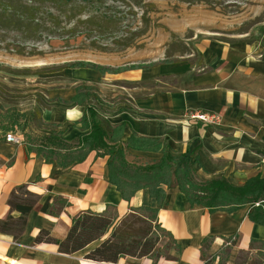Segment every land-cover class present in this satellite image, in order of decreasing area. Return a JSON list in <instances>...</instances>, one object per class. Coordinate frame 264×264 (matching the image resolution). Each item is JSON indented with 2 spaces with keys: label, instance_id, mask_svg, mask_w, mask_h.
<instances>
[{
  "label": "crops",
  "instance_id": "crops-1",
  "mask_svg": "<svg viewBox=\"0 0 264 264\" xmlns=\"http://www.w3.org/2000/svg\"><path fill=\"white\" fill-rule=\"evenodd\" d=\"M186 41H191L197 62L188 53L117 67L93 64L116 71L104 74L97 69L73 68L81 71L71 72L79 79L68 94L60 89L52 96L55 100L41 113L42 119L50 129L56 126L54 130L62 133L65 144H76L88 134L80 127L86 107L70 101L85 87L97 98L88 105L100 120L120 128L122 144L134 136L160 141L161 148L172 156L194 152L197 163L193 171L202 182L225 180L239 188L254 178L264 180L263 49L243 42L198 40V36ZM145 91L148 93L142 95ZM196 112L218 116L220 123L210 125L187 118ZM7 136L0 135V222L9 216L19 217L8 204L13 194L18 195L19 186H26L38 200L16 239L0 233V264H237L244 254L245 264H264L260 258L264 251L257 245L264 243V226L249 219L253 209L264 207V202L232 213L209 212L189 205L174 180L171 186L161 187L165 206L158 210L157 223L177 248L168 249L157 259L125 257L116 263H100L87 259L99 242L72 255L60 254L52 244H36L41 231L63 240L70 219L80 212L102 214L109 207L120 221L132 209H156L157 202L147 190L124 201L109 183L107 157L91 152L81 163L59 167L29 152L19 137V144L6 142ZM125 152L127 163L134 166L161 158L160 151ZM56 198L69 206L51 216L48 212Z\"/></svg>",
  "mask_w": 264,
  "mask_h": 264
},
{
  "label": "trees",
  "instance_id": "trees-1",
  "mask_svg": "<svg viewBox=\"0 0 264 264\" xmlns=\"http://www.w3.org/2000/svg\"><path fill=\"white\" fill-rule=\"evenodd\" d=\"M118 1L120 0H112L113 3ZM129 1L134 9L142 12L140 20L147 25L146 15L153 5L145 3L144 0ZM170 1L187 6L206 5L215 8L222 6L225 0ZM230 5L233 4L229 2L226 6ZM83 15H86L85 20L78 21L83 26L82 31L77 30L80 27L74 24L73 30L61 33L60 37L96 33L103 40L113 41V44L122 43L117 42L120 39L122 14L107 6L106 0H0V30L17 31L21 33L22 41L27 43L38 42L43 35L54 38L58 18L70 24ZM142 34L140 30H127L121 36L124 48L129 47L133 39ZM73 68L97 69L101 74L116 72L89 63H81ZM94 98L91 90L84 87L70 101L74 105L86 107L80 127L82 131H88L73 147L62 142V133H54L56 126L53 125L50 126L53 131L45 139L47 145L32 147L28 144V151L42 157L45 163H55L59 167L81 163L91 152H95L97 157H107L109 183L116 188L121 198L128 202L136 192L147 190L150 197L156 200L157 208L132 209L120 221H117L116 214L109 207L102 214L83 211L70 219V227L63 240L53 239L47 232L41 231L34 240L36 244H52L57 246L60 254L72 255L94 242H99L87 255V259L100 263H116L125 257L157 259L168 249L177 248L172 237L157 223L158 210L165 206V194L161 187L171 186L173 180L189 205L202 207L209 212L232 213L240 208L253 207L255 203L264 202V180L260 178H254L239 188L231 186L225 180L202 182L193 171V166L197 163L194 152L172 156L161 148L160 141L134 136L122 144L120 128H112L107 122L100 120L97 111L88 105ZM126 149L149 153L160 151L161 158L152 164L131 170L126 161ZM17 191L18 195L13 194L8 204L11 211L18 213L19 217L13 219L9 216L0 222V233L9 234L14 239L23 232L26 218L38 200L27 191L26 186H19ZM68 206L66 201L56 198L48 213L57 216L59 209L63 210ZM249 219L264 226V207L260 205L254 208ZM163 238H168L171 242L164 253L158 248ZM257 245L264 251V243L258 242ZM260 258L264 260V253L260 254ZM261 263L254 261L252 264Z\"/></svg>",
  "mask_w": 264,
  "mask_h": 264
},
{
  "label": "rangeland",
  "instance_id": "rangeland-1",
  "mask_svg": "<svg viewBox=\"0 0 264 264\" xmlns=\"http://www.w3.org/2000/svg\"><path fill=\"white\" fill-rule=\"evenodd\" d=\"M144 2L153 5L146 15L147 25L141 22L142 12L134 9L131 1L113 3L106 0L107 6L122 14L120 39L117 41L122 43L118 44L103 40L96 33L60 37L61 33L73 30L74 24L82 31L83 26L78 21H84L86 15L70 24L58 18L55 37L43 35L38 42L27 43L17 31L0 30V135L19 137L27 146L47 145L45 139L53 129L46 125L41 113L53 103L52 96L58 90L64 89L68 94L79 79L71 72H81L72 71L73 66L81 63L117 67L188 53L197 62L191 41H186L195 36L198 40L217 39L229 44L243 42L264 51V0H225L222 6L215 8L181 5L170 0ZM229 2L233 5L226 6ZM127 30H140L143 34L124 48L121 36ZM147 93L145 91L142 95ZM144 166L128 165L131 170ZM170 243L168 238H163L160 251L164 253ZM246 259L245 254L240 255L236 263L245 264Z\"/></svg>",
  "mask_w": 264,
  "mask_h": 264
},
{
  "label": "built area",
  "instance_id": "built-area-1",
  "mask_svg": "<svg viewBox=\"0 0 264 264\" xmlns=\"http://www.w3.org/2000/svg\"><path fill=\"white\" fill-rule=\"evenodd\" d=\"M189 120H195L204 124H210V125H215L220 123V118L215 115H210V114H204L200 112L196 113H191L187 116ZM6 142L12 143V144H19L20 140L16 136L8 135L6 137ZM255 206H259V203L255 204Z\"/></svg>",
  "mask_w": 264,
  "mask_h": 264
}]
</instances>
